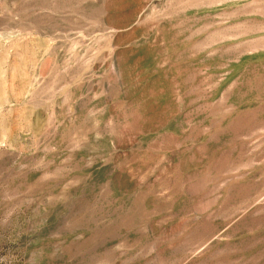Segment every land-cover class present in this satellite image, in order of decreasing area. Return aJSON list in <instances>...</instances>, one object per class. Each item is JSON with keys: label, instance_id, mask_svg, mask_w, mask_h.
I'll return each mask as SVG.
<instances>
[{"label": "rangeland", "instance_id": "obj_1", "mask_svg": "<svg viewBox=\"0 0 264 264\" xmlns=\"http://www.w3.org/2000/svg\"><path fill=\"white\" fill-rule=\"evenodd\" d=\"M0 264H264V0H0Z\"/></svg>", "mask_w": 264, "mask_h": 264}]
</instances>
